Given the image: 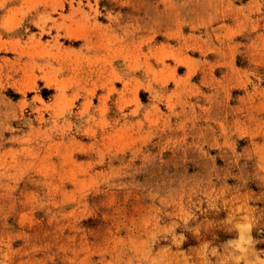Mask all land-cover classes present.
Wrapping results in <instances>:
<instances>
[{
  "label": "rangeland",
  "instance_id": "1",
  "mask_svg": "<svg viewBox=\"0 0 264 264\" xmlns=\"http://www.w3.org/2000/svg\"><path fill=\"white\" fill-rule=\"evenodd\" d=\"M0 264H264V0H0Z\"/></svg>",
  "mask_w": 264,
  "mask_h": 264
}]
</instances>
